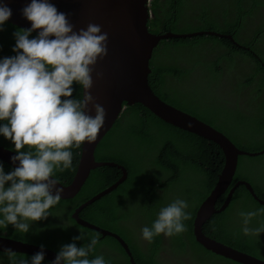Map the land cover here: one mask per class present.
<instances>
[{
    "label": "trees",
    "instance_id": "1",
    "mask_svg": "<svg viewBox=\"0 0 264 264\" xmlns=\"http://www.w3.org/2000/svg\"><path fill=\"white\" fill-rule=\"evenodd\" d=\"M206 1L207 5L203 0H152L150 31L164 34L172 31V26L187 14L194 17L197 25L206 26L204 32L231 35L234 42L207 34L165 39L154 50L149 83L162 100L222 131L240 149L262 151L264 116L261 113L264 109L254 105L252 112L246 111L249 105L239 107L236 98L238 84L240 86L243 79L253 77L252 73H256L255 77L264 78V41L259 43V29L252 20L256 14L264 13L259 4L262 0H222L218 4H214L213 0ZM245 15L251 17L250 21L244 19ZM18 28L6 21L0 29L12 46L13 32ZM35 34L33 32L31 35ZM162 44L163 47H160ZM183 50H188L189 54L181 53ZM10 55H14L11 50L0 49V57ZM222 85L223 96L219 99L213 89L217 91ZM73 88L75 96L79 89L75 84ZM246 123L249 124L247 127L244 126ZM82 144L79 148L70 149L73 153L71 168L55 173L63 184L71 183L76 174ZM0 146L12 148L11 143L3 137H0ZM95 156L97 161L125 166L128 177L114 191L85 208L81 216L120 235L129 243L139 264H172V261H183L189 255L196 259V253L199 255L196 260L201 264H241L205 249L194 235L197 210L214 188L225 164L224 153L218 144L165 122L137 103L126 105L120 118L98 145ZM244 158H250V165L260 168L264 175V155L240 156L234 182L241 179L247 181L239 171V167L244 166ZM3 165L6 173L13 168L5 162ZM122 175V169L113 166L92 170L82 190L74 198L61 199L49 209L50 214L46 218L31 222L27 233H16L8 225L0 229V235L35 245L42 244L58 251L61 245L72 242V238L81 231L89 237L96 236L98 240L89 258L102 255L106 264H132L115 238L102 237L94 230L79 227L72 218L73 211L81 203L107 189ZM251 184L259 197L264 198V186ZM226 195L219 199L217 208L221 207ZM176 197L189 202V219L183 222L185 230L167 237V242L166 237L160 234L150 243L140 246L135 235L141 228L139 222L142 220L144 226L150 225L159 208ZM257 208L261 212L253 218V225L264 223V205L250 194L246 186L240 185L228 208L214 214L204 224L203 230L212 238L255 255L264 250V232L258 238L240 235L237 213ZM86 242L75 241L77 247ZM31 256L15 253L13 260L19 264ZM3 260L9 264L7 257H3ZM49 262L44 258L42 264Z\"/></svg>",
    "mask_w": 264,
    "mask_h": 264
},
{
    "label": "clouds",
    "instance_id": "2",
    "mask_svg": "<svg viewBox=\"0 0 264 264\" xmlns=\"http://www.w3.org/2000/svg\"><path fill=\"white\" fill-rule=\"evenodd\" d=\"M148 1L150 6L152 0ZM11 14L0 0V29ZM21 15L30 26L14 30V55L0 57V137L11 143L14 155L10 161L16 165L6 173L0 162V229L11 225L16 233L24 234L31 222L46 218L49 209L61 200L63 187L55 173L71 168L70 149L84 142L91 144L105 124V108L89 90L92 67L107 54L108 37L98 24L75 29L68 15L58 11L51 0H28ZM96 77L101 74L97 72ZM74 84L79 89L75 96ZM84 203L73 211L72 218L77 226L90 230L73 217ZM188 208L186 199L174 198L159 208L150 225L141 226L140 238L150 243L160 234L170 237L182 233L183 222L189 219ZM82 211V220L112 232L85 220ZM260 212L257 208L237 213L240 235L258 238L264 232V223H252ZM83 240L87 242L77 247L75 241ZM97 243L96 236L79 231L72 242L60 246L52 261L47 260L49 264H106L102 255L89 258ZM37 246L40 250L19 264H42L44 245ZM14 256L13 251L5 249L0 264H4L3 257L9 264H16Z\"/></svg>",
    "mask_w": 264,
    "mask_h": 264
},
{
    "label": "water",
    "instance_id": "3",
    "mask_svg": "<svg viewBox=\"0 0 264 264\" xmlns=\"http://www.w3.org/2000/svg\"><path fill=\"white\" fill-rule=\"evenodd\" d=\"M4 2L12 12L8 22L20 28H28L30 22L26 21L21 15V9L28 3V0H4ZM51 2L55 4L58 11L68 15V19L75 29L83 28L89 23L98 24L101 27V31L106 32L108 37L107 54L103 59L98 58L96 64L92 67V86L89 90L96 102L105 108V124L98 132L95 141L91 144L87 142L82 144L80 162L72 182L63 184L58 180L60 186L63 187L61 199L74 198L82 190L92 170L113 166L119 167L123 171L122 177L116 183L82 204L75 211L73 217L84 227L101 232L103 236L116 238L131 257V262L135 264L128 244L122 237L82 220L80 212L88 205L114 191L127 179L128 171L125 166L114 162L97 161L95 153L102 139L122 115L126 105L132 106L141 103L165 122L218 144L224 153V167L218 176L214 188L198 208L194 219L196 241L214 254L235 262L241 264H264V260L212 238L206 235L203 230L204 224L214 214L228 208L235 191L240 185L246 186L251 195L260 204L264 205V199L256 194L250 182L246 180L234 182L239 157H257L263 155L264 150L249 152L240 149L222 131L162 100L149 83L154 50L163 40L207 34L228 38L234 42L233 37L215 31H200L190 34L153 33L149 29L151 13L148 0H51ZM34 33L36 32L34 31ZM97 72L101 74L99 79L96 77ZM12 155H14V152L10 148L0 146V160L15 167L16 165L10 161V156ZM224 194H227L224 202L220 208H217V203ZM5 249L27 255H33L40 250L37 245L0 235V252H4ZM55 253L56 251L44 247V258L52 261Z\"/></svg>",
    "mask_w": 264,
    "mask_h": 264
},
{
    "label": "flooded vegetation",
    "instance_id": "4",
    "mask_svg": "<svg viewBox=\"0 0 264 264\" xmlns=\"http://www.w3.org/2000/svg\"><path fill=\"white\" fill-rule=\"evenodd\" d=\"M259 4L262 6L261 9L264 10V1H260ZM244 19L246 21H250L251 17L249 15H245L244 16ZM252 20L255 21V25L254 26L259 29V32L257 34V37H258L259 43H260L261 41H264V27H263L264 26V13L263 14H261V13L256 14L252 18ZM262 23H263V25H262ZM255 45L258 47V45L256 44V41H255ZM260 46H261V44H260ZM255 74L256 73H252L253 77H247V78L243 79V81L240 82L241 83L240 86L238 84V88L236 90V98L238 100L239 107L246 108L247 105H249V108L248 109H245L246 111L248 110L249 112H252L251 111V108L254 105L261 106L264 109V78L255 77ZM241 92H243V93H241ZM245 110H242V111H245ZM261 116H264V111L261 113ZM248 125H249L248 123L244 124L245 127H247ZM241 180H243V179H241ZM143 224L144 223L141 220L139 222L140 227ZM135 235L138 236V238L136 239V241H137V243L140 246H142L143 244L147 243V241H144V240H142L140 238V232L139 231ZM8 238H12V237H8ZM12 239H15V238H12ZM127 244H128V246H129V248L131 250V247H130L129 243H127ZM131 252H132V250H131ZM245 253H248V252H245ZM125 254L128 257V259L130 260V262H131V258L127 255L126 251H125ZM132 254H133V252H132ZM248 254H250V253H248ZM250 255H252V254H250ZM253 256L264 260V250L256 253ZM133 258H134L135 264H139V261H137L135 259L134 254H133ZM183 261H179V260L178 261H175L174 260V261H172V264H201L198 260L192 258L191 255L184 257L183 258Z\"/></svg>",
    "mask_w": 264,
    "mask_h": 264
},
{
    "label": "rangeland",
    "instance_id": "5",
    "mask_svg": "<svg viewBox=\"0 0 264 264\" xmlns=\"http://www.w3.org/2000/svg\"><path fill=\"white\" fill-rule=\"evenodd\" d=\"M221 2L222 0H213L214 4H218V2ZM264 1V0H262ZM203 2L205 3V5H207V1L203 0ZM218 11H219V7ZM196 20H194V17H189L187 14H184V16L182 17V19L175 25L172 26V31L175 34H190V33H194V32H200V31H206V26L204 25H200V24H196ZM240 42H243L240 38L237 39ZM164 44H162L160 47H163ZM12 48V44L11 41L8 38H5L4 35L2 34V32L0 31V49L5 50V51H10ZM257 48V46H256ZM181 53H188V50H183L181 51ZM154 57V55H153ZM224 85V84H223ZM223 85L220 86L217 91L214 88L213 92H215V95L220 99L223 96ZM229 85V84H227ZM261 141H263V139H260ZM243 167H239V171L241 172V174L247 179V181L257 185V184H261L262 186H264V175H262L261 173V169L260 168H253L250 165V158H244L243 159ZM167 237H166V242H167ZM195 251H198L197 249ZM195 251H193V253H195ZM197 254V253H196ZM194 254V257L197 259L199 255Z\"/></svg>",
    "mask_w": 264,
    "mask_h": 264
}]
</instances>
